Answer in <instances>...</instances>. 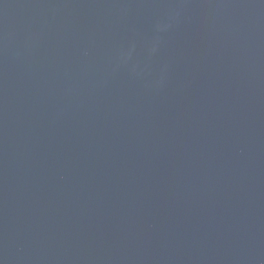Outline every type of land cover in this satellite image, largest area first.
Listing matches in <instances>:
<instances>
[{"label":"water","instance_id":"1","mask_svg":"<svg viewBox=\"0 0 264 264\" xmlns=\"http://www.w3.org/2000/svg\"><path fill=\"white\" fill-rule=\"evenodd\" d=\"M0 264H264V0H0Z\"/></svg>","mask_w":264,"mask_h":264}]
</instances>
